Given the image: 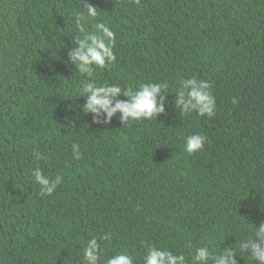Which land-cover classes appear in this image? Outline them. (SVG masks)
Here are the masks:
<instances>
[{
    "label": "trees",
    "instance_id": "1",
    "mask_svg": "<svg viewBox=\"0 0 264 264\" xmlns=\"http://www.w3.org/2000/svg\"><path fill=\"white\" fill-rule=\"evenodd\" d=\"M86 2L117 37L116 61L91 81L167 83L165 112L94 123L81 110L89 78L67 56L83 0H0V264H86L92 238L96 264L117 253L144 264L149 247L191 264L195 247L218 254L251 236L264 222V0ZM192 77L212 86V118L175 108ZM192 134L207 139L188 155ZM37 168L62 178L52 195H40Z\"/></svg>",
    "mask_w": 264,
    "mask_h": 264
},
{
    "label": "clouds",
    "instance_id": "2",
    "mask_svg": "<svg viewBox=\"0 0 264 264\" xmlns=\"http://www.w3.org/2000/svg\"><path fill=\"white\" fill-rule=\"evenodd\" d=\"M139 3V0H136ZM83 12L74 13V24L78 32L74 42L76 47L67 49V56L73 70L86 74L89 82L82 85L81 93L85 103L82 106L84 114H91L96 124L110 123L119 114L121 125H130L133 121H157L165 112L166 95L164 89L167 83H145L133 91L122 89L116 84L96 85L91 81L94 66L106 67L116 61L114 47L117 37L115 31L107 23L97 20L98 8L83 0ZM97 20L95 28L90 30L85 25ZM211 84L196 77L183 79L175 100V108L181 115L195 113L200 117L212 118L216 112V100L211 91ZM125 97V100L118 99ZM233 104L237 100L233 99ZM206 137L202 134H192L185 138L184 150L188 155L203 150ZM75 159H80L79 145L72 144ZM37 159L42 154L36 153ZM35 183L40 186V195H52L62 178L54 180L43 174L40 168L32 173ZM249 224V223H248ZM251 236L238 239V243L221 252L214 253L208 246L195 247L191 252V264H237V256L247 257L250 264H264V222L256 228L249 224ZM191 247V246H189ZM97 240H88L83 249L86 264H96ZM107 264H134V258L125 253H117L108 257ZM144 264H186L184 253H174L167 248L149 247L144 257Z\"/></svg>",
    "mask_w": 264,
    "mask_h": 264
}]
</instances>
